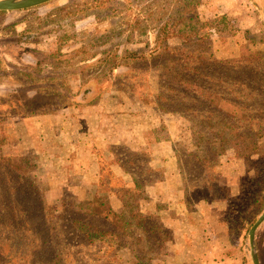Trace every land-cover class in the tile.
<instances>
[{
    "label": "rangeland",
    "instance_id": "374dc122",
    "mask_svg": "<svg viewBox=\"0 0 264 264\" xmlns=\"http://www.w3.org/2000/svg\"><path fill=\"white\" fill-rule=\"evenodd\" d=\"M158 2L144 0L127 6L128 0H56L30 10L0 12V137L7 142L0 148V208L5 212L0 220L5 227L0 248L11 264H162L172 236L169 230L157 221H147L145 228L134 220L126 231L99 219L85 221L74 208L91 205L79 203L66 191L61 196L48 195L50 186L38 170L35 149L36 117L94 104L107 93L124 94L164 113L154 101L157 74L147 77L146 66L123 56L125 51L148 52L155 47L157 29L142 36L134 33L133 40L128 39L137 18L166 6L167 19L179 10L180 0ZM212 2L220 7L208 9ZM263 11L264 0H202L200 19L219 18L216 35L201 45H182L179 39L168 44L200 52L208 59L210 55L215 58V48L223 47L234 56L225 61L260 53L264 66ZM147 24L143 21L142 26ZM254 61L262 67L259 60ZM259 76L257 88L243 90L249 94L255 89L253 100L230 97L252 110L223 103V116L213 128L207 125L205 112L195 120L164 113L185 120L176 145L188 203L193 208L208 201L214 203L213 208H225L223 219L234 250L240 249L244 256L239 264H252L248 232L264 212V129L260 130L264 75ZM225 118L238 130L223 131L219 122ZM240 118L244 119L241 126ZM254 142L259 144L260 155H249ZM118 153L128 162L135 159L140 173L145 171L144 155H134L124 147H118ZM7 156L23 160L28 173L11 170L1 161ZM104 170L107 179L119 186L108 165ZM133 196L125 197L128 219L136 214L137 196ZM74 219L78 223H72ZM83 223L92 226V241L81 232ZM256 242L264 264V224Z\"/></svg>",
    "mask_w": 264,
    "mask_h": 264
},
{
    "label": "crops",
    "instance_id": "0c3cea01",
    "mask_svg": "<svg viewBox=\"0 0 264 264\" xmlns=\"http://www.w3.org/2000/svg\"><path fill=\"white\" fill-rule=\"evenodd\" d=\"M207 6L220 7L214 2ZM226 53L223 47L214 50L219 60L234 57ZM35 121L38 170L49 183L48 195L66 191L88 205L105 196L121 213L122 195L140 192V211L156 216L172 234L162 264H239L243 259L242 251L234 250L223 219L225 208H213L208 201L193 208L188 203L176 145L185 126L183 118L111 92L94 104L68 107ZM118 147L144 155L145 171L140 173L135 159H124ZM104 165L119 186L104 175Z\"/></svg>",
    "mask_w": 264,
    "mask_h": 264
},
{
    "label": "trees",
    "instance_id": "16d2710c",
    "mask_svg": "<svg viewBox=\"0 0 264 264\" xmlns=\"http://www.w3.org/2000/svg\"><path fill=\"white\" fill-rule=\"evenodd\" d=\"M135 1L136 0H128L127 6L138 5L144 0H139L138 3H135ZM152 1L159 4L158 0ZM163 1L164 3L170 2V0ZM201 5L202 0H180L179 10L170 14L167 19H165V17L169 10L165 12L166 6L154 12L150 11L143 19L137 18L134 26H132L128 39L133 40L134 33H138V36H142L147 35L150 29H157L155 47L148 52L125 51L123 52V56L125 59H130L134 64H143L146 66L147 69L144 75L147 77L151 75L152 72L157 74L159 88L154 96V101L160 106L164 113L177 114L195 120L200 117L202 112H205L209 114L207 117V125L213 128L218 118L221 115L223 116V110L221 109L223 103L235 104V107L245 112L252 110L245 108L244 104L230 97L234 94L239 98L246 97L247 99L253 100L256 95L254 91L256 90L254 89V91L249 94H246V92L243 94V90L257 88L256 85L260 79L259 74L262 76L264 75V66L261 64L263 59L260 53L251 54L237 60L225 61L226 59L219 60L216 57L214 58L213 55H210V59H208L200 52H189L180 46H170L168 42L172 39H179L182 45H201L209 40V38L216 35L218 30L215 25L219 24V18L202 21L198 14V8ZM162 12L163 14L161 15ZM143 21L148 23L147 26H142ZM146 46L148 48L150 47L149 42ZM255 58L259 60L262 67L256 65V61H254ZM249 86L252 87L250 88ZM91 104L92 103L88 105ZM224 116L229 118L228 115ZM243 120L244 119L240 118L238 125L241 126ZM219 123L223 131H225V128L235 129L227 118L221 120ZM263 129L264 125L260 124V130ZM237 130L235 129V131ZM263 134L264 131L262 132V135ZM219 139L220 141H224L223 138ZM6 144L7 142L0 137V148ZM259 149V144L254 142L253 151L249 153V155H260ZM1 161L11 170H15L22 174L28 173V169L23 160L7 156L2 158ZM130 193H132L130 190L126 191L122 197L125 199L126 195ZM133 195L135 197L137 196L134 212L136 214L135 216L130 214L129 219L126 217V203L123 212L117 213L110 206L108 198L105 196L96 199L88 208H81L80 210L74 208V213L80 215L85 221L87 219L103 220L113 225L115 228L124 231L127 230L128 226H134L132 223L134 220H139L140 222L136 221L135 224H140L145 228H147V221H157L159 223L160 221L156 216L145 215L140 211V199L143 195L141 193ZM12 209L15 210L16 208ZM4 216L5 212L0 208V220L3 221ZM72 223H78V220L74 219ZM80 226L81 232L85 233L87 239L92 241L94 236V233L91 232L92 226L86 223ZM4 228V226L0 225V233H4ZM95 233L97 234V232ZM147 261L151 262L153 260ZM1 263L11 264L12 261L9 257L3 255V251L0 248V264Z\"/></svg>",
    "mask_w": 264,
    "mask_h": 264
},
{
    "label": "water",
    "instance_id": "95a60500",
    "mask_svg": "<svg viewBox=\"0 0 264 264\" xmlns=\"http://www.w3.org/2000/svg\"><path fill=\"white\" fill-rule=\"evenodd\" d=\"M56 0H0V12L30 10ZM264 15V11H263ZM264 224V212L248 232L249 255L252 264H261L256 242L258 229Z\"/></svg>",
    "mask_w": 264,
    "mask_h": 264
}]
</instances>
